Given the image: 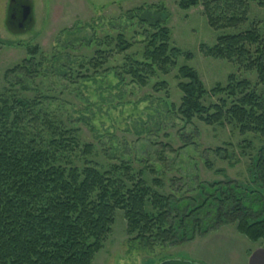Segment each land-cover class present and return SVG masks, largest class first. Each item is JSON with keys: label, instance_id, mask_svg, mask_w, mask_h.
Instances as JSON below:
<instances>
[{"label": "rangeland", "instance_id": "374dc122", "mask_svg": "<svg viewBox=\"0 0 264 264\" xmlns=\"http://www.w3.org/2000/svg\"><path fill=\"white\" fill-rule=\"evenodd\" d=\"M10 1L0 0V90L28 100L46 99L49 112L78 130L81 146L92 145L94 154L74 160L75 166L83 168L88 163L103 173L119 162H129L134 174L144 171L149 187L173 196L175 216H190L200 209L186 221V230L178 225L181 219H175L174 243L153 249L128 235L124 212L118 210L111 233L92 264H161L168 260L264 264V240L253 243L238 233L235 224H217L220 204L231 198L264 219V183L251 182L249 173L251 157L264 148V139L242 136L236 126L210 127L199 121L186 126L173 110L181 103L177 73L183 66L195 70L208 91L225 87L228 78L236 76L249 81L264 97L255 71L200 51L201 46L214 47L220 36L248 31L252 24L259 29L264 46V8L252 4L247 25L215 31L202 6L184 11L178 0H29L33 25L17 31L7 21ZM140 9L161 18L170 30L172 47L193 55L191 61L180 58L177 69L168 75L158 73L145 88L119 77L127 57L143 60L145 27L130 19ZM120 34L133 44L126 53L116 48ZM28 47L39 48L37 60L42 65L39 76L25 83L30 91H22L10 87L4 76L28 58ZM251 50L255 52L256 46ZM101 51L107 62L94 68L92 62ZM162 82L167 83V91L155 92V84ZM216 100L207 99L206 104ZM182 135L194 136L195 145L184 147ZM218 148L234 156L233 163L218 158ZM155 178L162 182L161 188L154 186ZM147 211L151 212L150 205Z\"/></svg>", "mask_w": 264, "mask_h": 264}, {"label": "trees", "instance_id": "16d2710c", "mask_svg": "<svg viewBox=\"0 0 264 264\" xmlns=\"http://www.w3.org/2000/svg\"><path fill=\"white\" fill-rule=\"evenodd\" d=\"M178 1L184 11L202 6L215 31L247 25L252 4L264 8V0ZM130 19L145 27L146 47L142 61L126 58L119 75L122 82L127 77L145 88L158 73L168 75L176 70L180 58L193 59L191 53L171 46L170 30L157 14L140 9ZM116 40L119 53L133 47L121 34ZM254 46L255 52L251 50ZM200 51L206 57L255 71L264 86V46L254 24L246 32L220 36L214 47L201 46ZM27 52L28 58L4 76L10 87L22 91H30L25 83L39 76L42 65L37 60L39 48L28 47ZM96 56L94 68L106 64L103 51ZM177 80L182 98L173 110L186 126L194 121L210 127L236 126L242 136L264 139V97L249 81L230 76L225 87L218 85L208 91L188 66L178 69ZM167 89L165 82L154 86L158 93ZM212 98L216 102L207 105L206 100ZM45 100L23 99L0 90V264H92L111 233L118 210L124 212L128 235L145 248L174 243L175 219L180 218L178 225L186 230V221L200 209L190 216H175L173 196L149 187L144 171L134 174L129 162H119L103 173L88 163L83 168L75 166L74 160H86L94 154V147H82L78 130L49 112ZM181 137L184 147L195 145L194 136ZM215 154L230 163L235 159L222 148ZM249 173L251 182L264 183V148L251 157ZM153 182L155 187L163 186L157 178ZM225 203L219 207L218 225L235 224L238 233L253 243L264 240V219L234 198ZM196 222L202 223L200 219Z\"/></svg>", "mask_w": 264, "mask_h": 264}, {"label": "flooded vegetation", "instance_id": "af4514ba", "mask_svg": "<svg viewBox=\"0 0 264 264\" xmlns=\"http://www.w3.org/2000/svg\"><path fill=\"white\" fill-rule=\"evenodd\" d=\"M10 3L8 9L10 8ZM27 6L32 7V4L29 0H16L12 5V10L10 15L8 14V9H7V21H8V25L12 29H15L17 31L19 30L25 31L28 30L33 25L34 22L33 7H32V15H29L28 17L24 16V10Z\"/></svg>", "mask_w": 264, "mask_h": 264}, {"label": "water", "instance_id": "95a60500", "mask_svg": "<svg viewBox=\"0 0 264 264\" xmlns=\"http://www.w3.org/2000/svg\"><path fill=\"white\" fill-rule=\"evenodd\" d=\"M15 1L16 0H12L10 3V8L8 9L9 15H10L11 10H12V5ZM29 15H32V7L31 6H27L24 10V16L28 17ZM161 264H195V263L187 262V261H180V260H168V261L162 262Z\"/></svg>", "mask_w": 264, "mask_h": 264}]
</instances>
